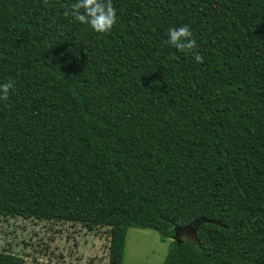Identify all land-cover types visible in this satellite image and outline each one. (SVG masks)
<instances>
[{"label": "trees", "instance_id": "1", "mask_svg": "<svg viewBox=\"0 0 264 264\" xmlns=\"http://www.w3.org/2000/svg\"><path fill=\"white\" fill-rule=\"evenodd\" d=\"M73 2L0 0V218L105 229L107 264L200 220L162 264H264V0H112L103 34Z\"/></svg>", "mask_w": 264, "mask_h": 264}, {"label": "rangeland", "instance_id": "2", "mask_svg": "<svg viewBox=\"0 0 264 264\" xmlns=\"http://www.w3.org/2000/svg\"><path fill=\"white\" fill-rule=\"evenodd\" d=\"M5 231L11 234L5 236ZM104 232L105 229L100 228L89 232L78 224L0 218V251L16 249L22 252L26 264H107L108 240ZM172 241L174 239H163L153 230L130 228L123 261L126 264H162Z\"/></svg>", "mask_w": 264, "mask_h": 264}, {"label": "clouds", "instance_id": "3", "mask_svg": "<svg viewBox=\"0 0 264 264\" xmlns=\"http://www.w3.org/2000/svg\"><path fill=\"white\" fill-rule=\"evenodd\" d=\"M64 15L71 16L101 34L110 32L116 24V10L112 0H74L70 7L65 9ZM167 43L180 52H192L196 47V41L192 38V32L187 25L170 28ZM194 59L198 63L203 62L199 54H195ZM13 88L12 81L0 83V100L7 101Z\"/></svg>", "mask_w": 264, "mask_h": 264}, {"label": "water", "instance_id": "4", "mask_svg": "<svg viewBox=\"0 0 264 264\" xmlns=\"http://www.w3.org/2000/svg\"><path fill=\"white\" fill-rule=\"evenodd\" d=\"M202 221L198 220L195 221L193 224H191L188 227L181 228V229H176L175 230V235H174V240L176 242L179 241L180 237L186 238L187 241H195L196 238V231L199 225L201 224Z\"/></svg>", "mask_w": 264, "mask_h": 264}]
</instances>
